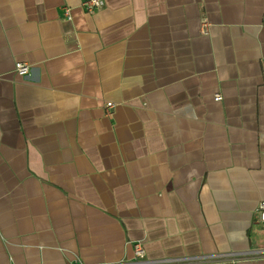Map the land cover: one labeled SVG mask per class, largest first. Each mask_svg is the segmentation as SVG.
Returning <instances> with one entry per match:
<instances>
[{
  "label": "crops",
  "instance_id": "crops-1",
  "mask_svg": "<svg viewBox=\"0 0 264 264\" xmlns=\"http://www.w3.org/2000/svg\"><path fill=\"white\" fill-rule=\"evenodd\" d=\"M82 1L0 0V264H264V0Z\"/></svg>",
  "mask_w": 264,
  "mask_h": 264
},
{
  "label": "built area",
  "instance_id": "built-area-1",
  "mask_svg": "<svg viewBox=\"0 0 264 264\" xmlns=\"http://www.w3.org/2000/svg\"><path fill=\"white\" fill-rule=\"evenodd\" d=\"M104 5V0H84L81 2V7L85 12L92 13L100 9ZM63 17L66 19H71L70 8L67 6L63 7ZM202 32L207 33V22L203 21ZM15 72L20 76H27L30 71V66L26 62L17 61L14 64ZM215 99L220 100L221 95L215 94ZM110 102L107 103V107H111ZM257 219L260 223L264 224V201L259 202L257 208ZM133 260L132 261H120L116 263H104V264H154L152 261L148 260L145 255V249L141 241L133 242Z\"/></svg>",
  "mask_w": 264,
  "mask_h": 264
}]
</instances>
